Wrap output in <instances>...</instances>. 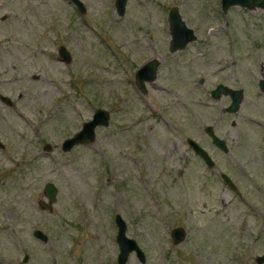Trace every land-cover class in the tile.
I'll return each instance as SVG.
<instances>
[{
    "label": "rangeland",
    "instance_id": "rangeland-1",
    "mask_svg": "<svg viewBox=\"0 0 264 264\" xmlns=\"http://www.w3.org/2000/svg\"><path fill=\"white\" fill-rule=\"evenodd\" d=\"M81 1L84 14L70 0H0V264H117L116 214L145 264H257L264 255V9L127 0L118 16L115 0ZM172 7L197 37L173 53ZM150 58L159 61L157 77L142 93L135 73ZM218 84L243 89L237 113L224 111L229 96H211ZM98 108L110 112L109 126L63 151ZM207 125L229 154L211 143ZM187 138L208 151L213 169ZM48 182L57 194L44 210L38 202L47 201ZM177 226L187 234L174 245ZM36 229L46 242L34 238ZM126 264L141 263L132 252Z\"/></svg>",
    "mask_w": 264,
    "mask_h": 264
},
{
    "label": "water",
    "instance_id": "water-1",
    "mask_svg": "<svg viewBox=\"0 0 264 264\" xmlns=\"http://www.w3.org/2000/svg\"><path fill=\"white\" fill-rule=\"evenodd\" d=\"M126 1L127 0H115V9L118 16L124 15L126 9ZM70 2L76 6V8L81 14H84L86 12V7L81 0H70ZM235 5L245 7L250 10L255 8L264 9V0H221V8L223 11H227L229 7ZM168 25L170 33L168 50L171 53L177 50L184 49L187 44L197 38L193 29L189 28L183 21L177 7H172L169 11ZM58 51L60 53L61 59H63L66 63H69L71 61V55L67 51L66 47L60 46ZM158 66V59L150 58L136 71V85L142 93L147 92L146 83L153 82L156 79ZM259 88L260 90L264 91V76L259 81ZM221 95H229L231 99L228 107L226 108V111L230 113H235L240 109V105L244 99V91L242 88L235 89L223 84H218L214 89L211 90V96L215 99H218L219 97H221ZM1 99L6 104H11V101L8 97L2 96ZM109 124L110 112L104 108L96 109L93 112L91 119L83 122L81 128L78 131H76L72 136L66 138L62 142V150L69 151L76 145L89 144L93 142L96 137V129L98 127H107L109 126ZM204 131L211 138L212 143L215 146L224 151L227 150V146L224 139L216 135L212 125H207ZM187 144L194 151H196L198 155H200L209 166H212L214 164L213 160L210 158V156H208L206 151L194 139L188 138ZM0 147H4L1 141ZM45 149H50V145H46ZM224 181L227 184H231L230 179L226 175H224ZM43 193L47 201L40 200L38 202V205L41 209L51 210L52 204L56 201L57 188L53 183L48 182L44 185ZM115 224L117 226V234L115 239L119 250L116 261L117 264H126L132 252L135 253L137 259L141 264H145V253L134 239L126 236L127 225L120 214L115 215ZM186 234V229L182 226H177L173 228L171 231L172 243L174 245L182 243L186 237ZM33 236L34 238L42 242H46L48 239L47 235L43 233L40 229L34 230ZM26 260L27 257L25 256L24 261ZM256 263L263 264L264 255L256 256Z\"/></svg>",
    "mask_w": 264,
    "mask_h": 264
},
{
    "label": "flooded vegetation",
    "instance_id": "flooded-vegetation-1",
    "mask_svg": "<svg viewBox=\"0 0 264 264\" xmlns=\"http://www.w3.org/2000/svg\"><path fill=\"white\" fill-rule=\"evenodd\" d=\"M7 18V16L6 15H3L2 16V20H5ZM259 91L260 92H264V91H262V90H260V88H259ZM224 96H229V95H224ZM2 97V96H1ZM229 98H230V96H229ZM243 102V101H242ZM230 103V102H229ZM242 104V103H241ZM229 105V104H228ZM228 105L225 107V109H224V111L226 112V113H228V114H234V113H230V112H228V111H226V108L228 107ZM240 107H241V105H240ZM239 111V110H238ZM237 111V112H238ZM237 112H235V113H237ZM234 124V121H233V123H232V125ZM215 132V131H214ZM206 133V132H205ZM209 137V136H208ZM220 137V136H219ZM210 138V137H209ZM220 138H223L224 139V141H225V143H226V146H227V150H222V149H220V148H218L217 146H215L213 143H212V140H211V138H210V141H211V143L216 147V148H218L219 150H221L223 153H225V154H229L230 153V151H231V149L228 147V143H227V141H226V139L224 138V137H220ZM201 146V145H200ZM202 147V146H201ZM203 148V147H202ZM204 149V148H203ZM191 150L194 152V154L204 163V166L207 168V169H213V167L215 166V162H214V160L212 159V157L209 155V153H208V151H206V149H204L205 151H206V153L208 154V156H210V158L213 160V162H214V164L212 165V166H209L206 162H205V160L200 156V155H198V153L196 152V151H194L192 148H191ZM180 175H182V173H180ZM224 175H226V176H228V178L230 179V182H231V184H227L225 181H224ZM220 177H221V179L223 180V182H224V184L230 189V190H232L234 193H236L237 194V196H241L240 195V192H239V190L237 189V187H236V185H235V183H233V181H232V178L229 176V174H226V173H224V172H221L220 173Z\"/></svg>",
    "mask_w": 264,
    "mask_h": 264
}]
</instances>
